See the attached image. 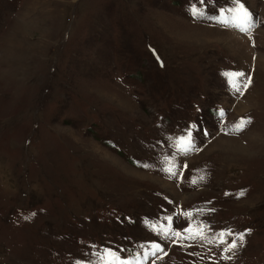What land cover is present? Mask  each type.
<instances>
[{"label":"rangeland","instance_id":"1","mask_svg":"<svg viewBox=\"0 0 264 264\" xmlns=\"http://www.w3.org/2000/svg\"><path fill=\"white\" fill-rule=\"evenodd\" d=\"M190 2L0 0V264H264V0Z\"/></svg>","mask_w":264,"mask_h":264},{"label":"snow or ice","instance_id":"2","mask_svg":"<svg viewBox=\"0 0 264 264\" xmlns=\"http://www.w3.org/2000/svg\"><path fill=\"white\" fill-rule=\"evenodd\" d=\"M203 3V0H201ZM233 4L235 7L228 8V9H221L219 17H215L217 19V22L222 24L223 26H233L238 27L241 31H247L248 27L251 24V14L246 9L244 4L241 2V0H233ZM192 14L193 16L197 15H203L195 6L192 8ZM226 76L230 78V82H232V86L236 88L237 91H239V87L236 84V79L238 77H241L244 75L242 72H228L225 73ZM250 83V81H249ZM247 87V85H245ZM223 115V113H221ZM250 121L241 119L240 122H238L236 125L233 126V130L240 131L243 129V127L249 123ZM191 145V136L189 134L188 137H180L177 142L178 150L187 152L189 150V147ZM169 172L172 171L171 168L168 169ZM175 175V173H173ZM169 221H171V217L167 218ZM155 227V225H153ZM160 231L164 232L165 235H168L171 232L170 227L169 228H162ZM185 232L189 233V236L187 238H199L201 240H207L208 238L204 235L203 227L193 229L191 226L188 229L184 230ZM174 235L177 238H180L182 236L181 233L177 232L174 233ZM225 235H231V232L225 233L221 232L218 234V239L220 243H225L224 237ZM239 239H243V234L240 235ZM209 243H211V240H208ZM237 244L235 240L231 242V244L228 245L226 248V251H231L232 249L236 248ZM151 248L154 250L152 252H145L143 254L144 260L146 261L149 255L155 256L156 252L162 251L160 246L158 244H152ZM97 260L95 262H90V264H132V260H123L120 258L118 253L111 249H105L103 252H97L95 253ZM136 264H143V261L137 259Z\"/></svg>","mask_w":264,"mask_h":264}]
</instances>
